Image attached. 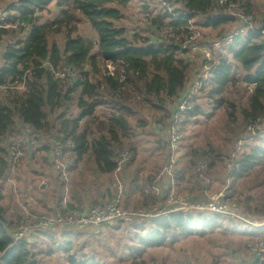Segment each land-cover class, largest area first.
Instances as JSON below:
<instances>
[{
  "label": "trees",
  "instance_id": "obj_1",
  "mask_svg": "<svg viewBox=\"0 0 264 264\" xmlns=\"http://www.w3.org/2000/svg\"><path fill=\"white\" fill-rule=\"evenodd\" d=\"M131 1L13 0L8 3L6 23L0 26V42L5 36H9L7 41L2 43L0 52V87L23 83L26 89L18 101L12 99L2 101L0 98V178L11 171L12 155L7 140L13 131L34 139V145L25 146L24 153L27 159H34L36 151H46L43 147L35 148L46 136L50 140L49 145L47 142L46 144L50 147L48 150L52 154V162L53 142L60 140L65 143L70 139L73 147L64 144L63 156H74V165L82 161L85 154L91 152L94 173L101 177L113 174L117 152L127 148L133 153V158L126 165L129 167L134 161L135 146L125 147L121 140L134 130L122 112L116 114V110L132 112L131 107L123 102L124 95L128 94V83L142 79L147 101L153 104L151 106L154 109L159 108L161 111H165V105L157 102L172 99L170 103H174L173 109L177 110L182 99L192 90L191 87H185L191 72L190 62L184 58L186 51L178 45L166 43L160 34L161 27L170 25L181 30L187 28L188 19L201 18V21H196L195 24L199 26L204 36L207 30L218 31L215 39L209 40L214 41L227 34L237 24L236 17L227 13L219 0H165L172 12L160 0H139L141 9L146 11L148 22L145 20V25L149 27L150 32L145 34V37L139 32L129 35L126 27L119 25L118 21L123 17L121 7ZM229 1H235L247 13L257 9L255 0ZM260 1L262 5L259 11L264 18V0ZM50 6L57 10V16L42 22L40 15L46 10L50 12ZM81 20H85L96 32L97 42L75 34L77 24ZM16 21L20 23L16 24ZM260 26L264 27L262 24ZM59 34L64 36L62 45L50 39ZM201 59V65L208 66L209 71L205 78L199 80L200 87L197 89L199 95L194 93L191 97L192 101L198 98H201V101L197 100L194 107L184 112L187 122L199 120V117L204 115L206 117L213 115L214 113L209 112L207 108L223 105L226 89L230 85L241 84L248 97L246 103L241 105L240 113L243 125H246L244 133L250 135L247 125L258 118L264 119V35L248 32L239 36L230 46L214 48L211 58L201 56ZM106 60L123 61L126 80H121L120 73L100 78L97 77L100 71H93L96 81H91L88 73L83 71L85 64L98 70L99 64ZM64 66L73 67L81 77H58L55 71ZM116 96L121 99H117ZM103 105L111 106L115 109V114L113 113L110 118L112 121L107 127V134L101 135L92 146L87 134L80 131V123L84 118L94 116L97 106ZM73 106L79 110L76 114L70 113ZM231 106L235 109V102H231ZM171 111L167 110L166 116L170 117ZM230 114L232 117L234 110ZM160 119L152 124L154 133L158 129V123L170 122V120L167 122V117ZM147 125L146 121L138 124L140 127ZM163 126L166 130L170 123ZM163 135L164 133H161L159 136ZM253 141L258 143L246 145L238 154L237 162L240 169L232 173L233 177L247 175L264 159V133L255 135ZM157 142L161 147L166 146V139L159 137ZM198 151L199 149H195L193 153L196 155ZM200 154L210 160L209 166L213 170L217 165L222 166L219 164L223 162L222 153L201 151ZM229 155L230 153L226 156L227 159ZM186 173L181 170L180 179H185ZM131 181L135 182L136 178L132 177ZM60 184L61 188L66 187L64 182L61 181ZM189 186L191 189L202 188L191 184ZM76 188L77 185L72 187L71 199L65 204L62 203L64 197L62 191L57 198L58 204L55 205L59 212L53 206L51 209L55 213L51 214L68 212L77 206L74 201L81 203L80 191ZM122 221L133 222L131 224L135 236L131 238L137 243L128 245V249L131 254L137 256H142L149 248L168 245L183 237L204 236L215 231L222 234L233 233L235 236L246 234L251 237L264 236V224L253 227L252 224H246L229 215L211 212L176 211L154 218H129L117 222ZM13 223L15 221L7 219L3 207L0 206V264H48L41 259L44 252L68 254L63 262L57 264H109L99 259L70 253L73 244L67 234L88 232L68 231L58 238L56 235L59 234L55 232L39 231L33 236L15 241L13 227L17 224ZM38 233L39 236L46 235L47 243H50L47 251L40 245L39 238H36ZM243 261L246 264H249L248 262L264 264L248 257Z\"/></svg>",
  "mask_w": 264,
  "mask_h": 264
},
{
  "label": "rangeland",
  "instance_id": "obj_2",
  "mask_svg": "<svg viewBox=\"0 0 264 264\" xmlns=\"http://www.w3.org/2000/svg\"><path fill=\"white\" fill-rule=\"evenodd\" d=\"M11 1L13 0H0V11H6L8 3ZM254 2L257 9L249 13L253 15L258 26L264 25V18L259 11L262 2L260 0H255ZM50 9V12L46 10L40 15L42 22L57 16V10L52 6H50ZM121 10L123 17L118 21V24L125 26L129 35L139 32V34L142 33L144 35L142 37H145V34L150 32L149 27L145 25V20L148 22L146 11L141 9L139 0H132L127 5L122 6ZM196 21H201V18L193 20L194 23ZM77 25L76 35H81L97 42L96 32L85 20H81ZM195 28L200 30L201 40L204 41L215 39L214 37L218 32L207 30L208 32L205 31L206 36H204L198 25ZM8 38L9 36H5L0 42V52L2 51V43L7 41ZM50 39L51 41H57L60 45L64 42V36L61 34L54 35ZM201 56L204 57L202 52H187L184 55L185 61H189L191 65V72L185 87L195 88L196 91H193V93H197V95H199V92H197L200 87L199 80L205 78L209 71L208 66L201 65ZM104 64L105 61L101 62L98 70L96 67L92 68L89 64H85L83 65V71L88 73L91 81H96L93 71H100L97 73V77L101 78L105 75ZM17 86L18 89H16ZM20 86L21 84L11 85L12 88L6 91L1 88L0 98L2 101H10L9 99L18 101L26 89L25 86L22 85L24 88ZM127 88L128 94L124 95L123 102L131 107L132 112L116 110V113L118 115L122 112L128 118L129 124L132 125L136 133H129L121 140L125 147L135 146L133 163L129 167H122L115 173L113 171V174L101 177L94 173L95 166L92 161V153L88 152L84 155L83 160L76 163V165H74V156L68 157L65 155L61 159V167H57L52 162V154L49 152L50 147L47 146L50 140L44 136V139L37 143L35 148L40 149L43 147L46 151H36V156L32 160L25 158L24 153L23 157L25 159L18 160L19 162L17 161L15 165L11 166V171L3 178H0V206L3 207L4 215L7 219L15 221L13 224H17L13 228H16L26 218L28 211L55 213L51 207L58 204L57 198L59 195H61L62 191L65 194L68 192L67 199L69 200L74 185H77L76 189L80 191L81 197V203L74 201L75 205H77L75 207H87L116 195L118 193V183L122 184L123 189L122 206L130 209H146L149 207L146 196L137 187L139 183L141 185L142 183H148L151 193L159 195L158 199L152 198V200L158 201L161 196H165L162 202L156 203L157 205L166 204L174 195L179 198L189 197L193 200H202L206 197L208 199L214 193H223L225 198L222 197V202L243 220L241 218L235 219H239L249 225L252 224L251 226L253 227L263 225L264 159L250 173L240 178L232 176L233 172L226 161L228 153L238 146L240 137H252L246 144L250 145L258 143V141H253L255 135L260 132L264 133V119L258 125L256 124L257 129H259L258 133H251V136L244 133L246 125H243V117L240 113L241 105L246 103L248 97L244 87L241 84L230 85L224 93L225 101L223 105L217 108L211 106L207 108L209 112L212 111L214 113L210 117L204 115L199 117V120L187 122L185 114L183 117L181 116L185 122L180 126L179 142L175 151H172L171 146H159L157 133L155 132V135L152 133L154 131L152 124L161 120L160 118L162 117H167V122L170 120L168 123L161 121L162 124H171L172 119L170 118L177 113L173 109L174 103H170L172 99H162L157 102L165 105V111H161L159 108L154 109L151 106L153 104L147 101V94L142 79H137L133 83L130 81ZM116 98L121 99L119 96H116ZM197 100L201 101V98ZM197 100L196 102H198ZM231 102H235V109H232ZM72 108L70 113L76 114L79 111L77 108L74 109V106ZM100 108H105V105ZM169 109L172 110L170 117L166 116ZM232 110H234V115L231 117L230 113ZM110 111L113 115L115 109L110 108ZM98 114L103 116L97 115L95 111L94 116L91 115L84 118L80 123V131L87 134L88 141L90 144L92 143V146L101 135L107 134V127L112 121L110 119L111 115H104L101 111H98ZM141 121H146L148 125L146 127L138 126ZM161 123L157 125H161ZM169 127L167 126L166 130L163 128L159 129V133L168 135ZM243 128L244 131L241 132ZM9 141L10 139L7 140V142ZM63 144L70 148L73 147V142L70 139H67ZM245 146L240 145V151ZM195 149H199L196 155L193 153ZM201 151H218L223 155V162L219 163L222 166L217 165L214 170L209 167V170L205 172L208 173L206 180L210 181L209 184H205V181L201 180L200 177L191 175L193 166L199 157H203L210 163L206 156L200 154ZM171 161L176 163L174 170L178 169L182 170V172H187L185 174L186 178L177 180L174 187L167 186L172 177V172L168 173V171L164 170ZM224 161L226 162L224 163ZM67 163L71 164L72 168H69ZM150 175L155 177L156 182L159 183L158 187L154 186L152 182L151 184L148 182L147 178ZM132 177L136 178L135 182L131 181ZM61 181L65 185L67 183L68 188H61ZM190 184L202 186V188L200 190L198 187L191 189ZM54 209L58 211L56 206ZM131 223L133 222L122 221L112 225L94 227L88 233L67 234L73 244L70 253L99 259L109 264H246L243 259L249 255L246 244L251 239V235L235 236L233 233L222 234L219 231L204 236L183 237L168 245L149 248L142 256L133 255L128 249V245L137 242L131 238L135 236ZM39 235L38 233L36 238H39L40 245L47 251L50 243H47L46 235ZM63 235L62 233L56 236L59 238ZM63 254L60 252L51 254L44 252L41 255V259L48 264H57L63 262L66 255H68L64 252ZM248 263L252 264V262Z\"/></svg>",
  "mask_w": 264,
  "mask_h": 264
},
{
  "label": "built area",
  "instance_id": "obj_3",
  "mask_svg": "<svg viewBox=\"0 0 264 264\" xmlns=\"http://www.w3.org/2000/svg\"><path fill=\"white\" fill-rule=\"evenodd\" d=\"M160 1L170 12H172L169 4L165 0ZM219 3L225 7V11L227 13H230L237 19V24L227 34L214 41L201 40L200 30L195 28L196 25L193 20L188 19L187 28H182L181 30H178L170 25H163L160 30L162 39L168 44L178 45L182 50L186 51V53L202 52L204 57L209 59L211 58V52L214 48L230 46L241 35H246L251 31L264 35V27L258 26L253 15L241 9L235 1L230 2L229 0H219ZM7 14L8 13L6 11H0V26L6 23ZM18 23L20 22L16 21V24ZM7 25L8 24H6V26ZM104 69L105 75L116 76L120 73L121 80H126V71L123 61L113 62L106 60ZM55 74L61 78L81 77L80 73L71 66H64L62 69L55 71ZM193 91H196V89L192 88V90L187 93V96L182 99L177 107V113L172 115V122L169 127L168 135L164 134L163 136H159L160 138L166 139V145L167 147L171 146L172 151H175L178 147L180 126H182L183 122H185L184 119H182L185 110L192 108L197 104L196 101L191 100V96L194 94ZM261 121V118L256 119V121H252L248 125V132L255 133L257 125ZM157 127L158 129L156 133L161 135V133H159V129H162L164 126L163 124H159ZM8 139H10L9 152L12 155L13 166L24 156L25 146L28 144L34 145L35 141L31 137L16 131L11 132ZM250 139H252V137H240L238 146L230 152L227 159V165L232 172L240 167V164L237 162V156L241 150L240 145L245 146ZM51 148L53 152V163H55L57 167H61V159L64 155V144L60 140H55ZM132 158L133 153L129 149L119 150L115 158L116 168L114 173L122 167H125ZM175 164V162L171 161L169 165L164 168V170L168 171V173L172 172V177L167 184L168 187H174L177 180L181 177V171L178 169L174 170ZM209 167V162L203 157H199L193 166L191 175L194 177H200L201 180L205 181V184H209L210 181L206 180V175L208 173H205L209 170ZM148 182L150 184L152 182L156 187L159 186L155 177ZM138 185L142 194L146 196L147 205H149L146 209H130L122 206L121 197L123 189L122 184L118 183V193L116 195L110 199L93 203L87 207H74L68 212L61 214L41 213L34 210L28 211L26 218L14 229L13 238L15 241L22 240L30 237L31 235L33 236L39 231L55 232L59 234L66 233L68 231L90 232L94 227L102 226L107 223H114L119 220L129 218H154L176 211L211 212L229 215L234 218H241L237 214L233 213L230 208L222 202V197L225 198L223 193H214L209 196L208 199L206 197L202 200H193L189 197L179 198L174 195V197H172V199L166 204L157 205L156 203L162 202L165 196H161L158 201H154L152 198L158 199L159 195H153L155 193H151L149 184L142 183L141 185V183H139ZM246 247L248 249L249 259L264 262V236L251 237V239L247 242Z\"/></svg>",
  "mask_w": 264,
  "mask_h": 264
},
{
  "label": "crops",
  "instance_id": "obj_4",
  "mask_svg": "<svg viewBox=\"0 0 264 264\" xmlns=\"http://www.w3.org/2000/svg\"><path fill=\"white\" fill-rule=\"evenodd\" d=\"M8 26H9V25H8ZM20 84H21V86L23 85V83H20ZM199 85H200V84H199ZM21 86H20V87H21ZM23 86H24V85H23ZM23 86H22V88H24ZM8 87H9V88H7V87H0V89L3 88L2 90H3V91H6V90L11 89L13 86H12V87H11V86H8ZM20 87H19V88H20ZM192 88H193V87H192ZM16 89H18V86L16 87ZM2 90H0V91H2ZM106 106H107V107H106ZM100 107H101V106H97V108H96L97 115H99V116H103L102 114H98V111H101L104 115H108V116L111 115V116H113V115L111 114V111H110V108H112L111 106L105 105V108H103V109H101ZM98 108H99V109H98ZM97 109H98V110H97ZM116 114H117V113H116ZM153 130H154V129H153ZM152 133H153L154 135L156 134V133H154V131H152ZM156 135H158V134H156ZM157 139H159V135H158V138H157ZM135 153H136V152H135ZM35 156H36V155H35ZM67 164L69 165V168H72V165H71V164H69V163H67ZM152 178H154V176H151V175H150V176H148L147 179H148V181H151ZM65 186H66V188H68L67 183H66ZM137 187H138V189H140L138 184H137ZM67 193H68V192H66V194L64 193V197H63V201H62V203H64V204L68 201V199H67ZM70 199H71V196H69V200H70Z\"/></svg>",
  "mask_w": 264,
  "mask_h": 264
},
{
  "label": "water",
  "instance_id": "obj_5",
  "mask_svg": "<svg viewBox=\"0 0 264 264\" xmlns=\"http://www.w3.org/2000/svg\"><path fill=\"white\" fill-rule=\"evenodd\" d=\"M258 130H259V129H257V131H256L257 133H258Z\"/></svg>",
  "mask_w": 264,
  "mask_h": 264
}]
</instances>
